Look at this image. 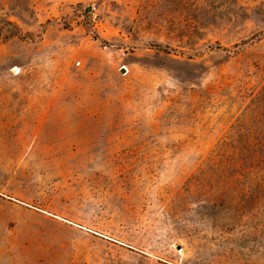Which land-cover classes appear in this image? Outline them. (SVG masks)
<instances>
[{
    "label": "rangeland",
    "instance_id": "374dc122",
    "mask_svg": "<svg viewBox=\"0 0 264 264\" xmlns=\"http://www.w3.org/2000/svg\"><path fill=\"white\" fill-rule=\"evenodd\" d=\"M0 264H264V0H0Z\"/></svg>",
    "mask_w": 264,
    "mask_h": 264
},
{
    "label": "water",
    "instance_id": "95a60500",
    "mask_svg": "<svg viewBox=\"0 0 264 264\" xmlns=\"http://www.w3.org/2000/svg\"><path fill=\"white\" fill-rule=\"evenodd\" d=\"M88 10H90V8H88ZM177 249H180L179 246H177Z\"/></svg>",
    "mask_w": 264,
    "mask_h": 264
},
{
    "label": "bare ground",
    "instance_id": "6f19581e",
    "mask_svg": "<svg viewBox=\"0 0 264 264\" xmlns=\"http://www.w3.org/2000/svg\"><path fill=\"white\" fill-rule=\"evenodd\" d=\"M18 69L16 68L14 71H17Z\"/></svg>",
    "mask_w": 264,
    "mask_h": 264
},
{
    "label": "built area",
    "instance_id": "2783aa9c",
    "mask_svg": "<svg viewBox=\"0 0 264 264\" xmlns=\"http://www.w3.org/2000/svg\"><path fill=\"white\" fill-rule=\"evenodd\" d=\"M78 65H80V63H78Z\"/></svg>",
    "mask_w": 264,
    "mask_h": 264
}]
</instances>
